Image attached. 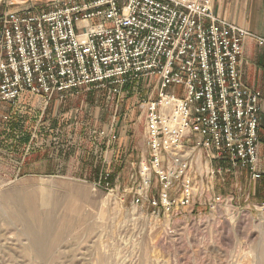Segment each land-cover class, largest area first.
<instances>
[{
	"label": "rangeland",
	"instance_id": "rangeland-1",
	"mask_svg": "<svg viewBox=\"0 0 264 264\" xmlns=\"http://www.w3.org/2000/svg\"><path fill=\"white\" fill-rule=\"evenodd\" d=\"M131 88L119 100L97 90L29 100L0 123V264H263L260 178H206L215 165L196 151L192 203L178 206L174 190L169 212L153 208L161 185L143 172L139 108L151 87Z\"/></svg>",
	"mask_w": 264,
	"mask_h": 264
},
{
	"label": "built area",
	"instance_id": "built-area-1",
	"mask_svg": "<svg viewBox=\"0 0 264 264\" xmlns=\"http://www.w3.org/2000/svg\"><path fill=\"white\" fill-rule=\"evenodd\" d=\"M5 6L0 123L33 99L47 103L97 90L119 100L127 88L151 87L139 108L148 150L141 165L161 185L158 201L150 202L154 209L169 212L175 191L178 206L192 203L188 170L196 151L215 165L206 178L239 171L260 178L261 97L244 87L238 64L246 37L258 46L264 39L217 18L211 0H19ZM149 177L140 190H147ZM202 186L209 194L212 188ZM211 201V208L222 202Z\"/></svg>",
	"mask_w": 264,
	"mask_h": 264
},
{
	"label": "crops",
	"instance_id": "crops-1",
	"mask_svg": "<svg viewBox=\"0 0 264 264\" xmlns=\"http://www.w3.org/2000/svg\"><path fill=\"white\" fill-rule=\"evenodd\" d=\"M213 14L249 34L264 39V0H211ZM238 68L245 88L260 93V120L258 128V163L261 177L254 182L260 203H264V46L246 37ZM245 180L246 171L238 172ZM253 192V191H252Z\"/></svg>",
	"mask_w": 264,
	"mask_h": 264
},
{
	"label": "bare ground",
	"instance_id": "bare-ground-1",
	"mask_svg": "<svg viewBox=\"0 0 264 264\" xmlns=\"http://www.w3.org/2000/svg\"><path fill=\"white\" fill-rule=\"evenodd\" d=\"M1 1V0H0ZM40 242V241H39ZM263 264H264V255H263Z\"/></svg>",
	"mask_w": 264,
	"mask_h": 264
}]
</instances>
